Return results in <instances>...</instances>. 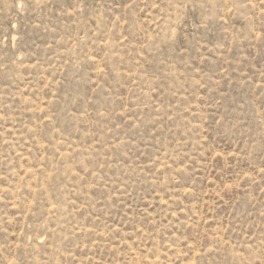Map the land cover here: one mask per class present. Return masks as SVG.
I'll return each instance as SVG.
<instances>
[{"label": "rangeland", "instance_id": "374dc122", "mask_svg": "<svg viewBox=\"0 0 264 264\" xmlns=\"http://www.w3.org/2000/svg\"><path fill=\"white\" fill-rule=\"evenodd\" d=\"M0 264H264V0H0Z\"/></svg>", "mask_w": 264, "mask_h": 264}]
</instances>
